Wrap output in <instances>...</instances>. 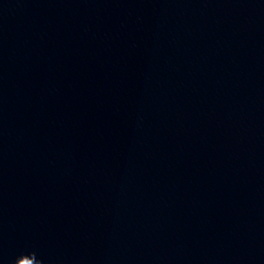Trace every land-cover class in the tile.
<instances>
[{
    "label": "water",
    "instance_id": "water-1",
    "mask_svg": "<svg viewBox=\"0 0 264 264\" xmlns=\"http://www.w3.org/2000/svg\"><path fill=\"white\" fill-rule=\"evenodd\" d=\"M0 264H264V0H0Z\"/></svg>",
    "mask_w": 264,
    "mask_h": 264
}]
</instances>
